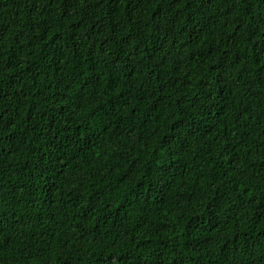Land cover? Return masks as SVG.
<instances>
[{
  "label": "trees",
  "instance_id": "obj_1",
  "mask_svg": "<svg viewBox=\"0 0 264 264\" xmlns=\"http://www.w3.org/2000/svg\"><path fill=\"white\" fill-rule=\"evenodd\" d=\"M0 264H264V0H0Z\"/></svg>",
  "mask_w": 264,
  "mask_h": 264
}]
</instances>
